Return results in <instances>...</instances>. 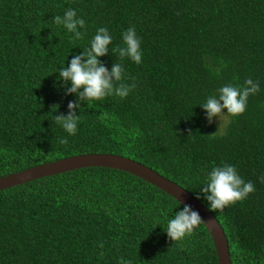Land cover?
<instances>
[{
  "label": "trees",
  "instance_id": "obj_1",
  "mask_svg": "<svg viewBox=\"0 0 264 264\" xmlns=\"http://www.w3.org/2000/svg\"><path fill=\"white\" fill-rule=\"evenodd\" d=\"M68 9L86 21L81 40L53 23ZM101 26L112 44L99 59L109 70L122 64L123 82L135 88L123 99L82 102L77 133L69 135L53 118L67 115L77 96L65 95L58 72ZM133 26L139 65L112 52ZM248 78L260 91L220 132L199 105ZM88 153L139 161L200 195L209 210L200 191L206 174L233 165L255 191L210 211L226 233L232 264H264V0H0V177ZM183 207L107 167L1 190L0 264H218L203 222L181 241L167 237L164 227Z\"/></svg>",
  "mask_w": 264,
  "mask_h": 264
},
{
  "label": "clouds",
  "instance_id": "obj_2",
  "mask_svg": "<svg viewBox=\"0 0 264 264\" xmlns=\"http://www.w3.org/2000/svg\"><path fill=\"white\" fill-rule=\"evenodd\" d=\"M52 20L57 26H63L72 33L70 37L72 41L83 39L84 33L80 29L85 28L86 21L78 17L74 9H68L62 16L56 15ZM122 42L123 47L116 46L112 52L118 54L121 59L130 58L136 64H141L143 57L141 39L137 36L135 26L122 33ZM89 43V47L83 49L81 54L75 55L68 66H64L58 72L57 79L64 82L65 95L77 96L76 101L68 103L67 115L58 114L53 118L54 123L60 125L69 135L77 133L80 115L76 114V110H83L82 102L91 107L93 102L102 101L106 97L116 96L123 99L135 88V84L129 85L123 82L125 72L122 64L115 62L109 70L99 59L109 53V45L112 44V36L106 27L97 28ZM69 82L70 87H67ZM259 91V83L248 78L243 85L226 84L220 87L215 94L207 96L199 106L206 112V118L211 123L213 118L218 117L220 120L226 114L242 115L246 111L249 97ZM53 109L56 112L59 105H53ZM99 118L103 119V113L99 115ZM60 143L67 144L68 140L61 138ZM260 180L264 183V175L260 177ZM200 191L209 203L210 210L215 212L223 211L225 207L246 199L255 191V185L252 181L246 182L238 174L236 167L224 163L213 167L206 174ZM197 199H200V195ZM201 222L203 219L200 214L192 210L189 205H184L181 211L176 212L174 217L168 220L164 231L169 240L181 241L186 236H191ZM119 264H131V261L121 258Z\"/></svg>",
  "mask_w": 264,
  "mask_h": 264
},
{
  "label": "water",
  "instance_id": "obj_3",
  "mask_svg": "<svg viewBox=\"0 0 264 264\" xmlns=\"http://www.w3.org/2000/svg\"><path fill=\"white\" fill-rule=\"evenodd\" d=\"M107 167L131 173L163 190L182 205H189L203 219L218 256V264H232L229 241L218 219L209 208L181 185L161 175L151 167L122 155L113 153H88L70 156L58 161L34 166L0 177V191L40 178L50 177L82 168Z\"/></svg>",
  "mask_w": 264,
  "mask_h": 264
},
{
  "label": "rangeland",
  "instance_id": "obj_4",
  "mask_svg": "<svg viewBox=\"0 0 264 264\" xmlns=\"http://www.w3.org/2000/svg\"><path fill=\"white\" fill-rule=\"evenodd\" d=\"M225 113H226V109H225ZM229 122V115H225L223 117L219 118L215 117L213 118V121L211 122L212 125L216 126V128L220 131L223 132L227 126Z\"/></svg>",
  "mask_w": 264,
  "mask_h": 264
}]
</instances>
